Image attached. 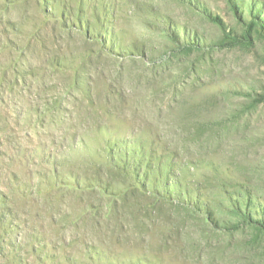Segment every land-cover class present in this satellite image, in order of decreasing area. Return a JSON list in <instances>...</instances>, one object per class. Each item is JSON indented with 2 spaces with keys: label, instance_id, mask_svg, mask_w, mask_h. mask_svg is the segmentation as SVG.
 <instances>
[{
  "label": "rangeland",
  "instance_id": "rangeland-1",
  "mask_svg": "<svg viewBox=\"0 0 264 264\" xmlns=\"http://www.w3.org/2000/svg\"><path fill=\"white\" fill-rule=\"evenodd\" d=\"M0 264H264V0H0Z\"/></svg>",
  "mask_w": 264,
  "mask_h": 264
}]
</instances>
